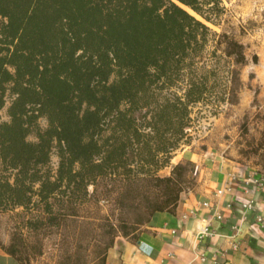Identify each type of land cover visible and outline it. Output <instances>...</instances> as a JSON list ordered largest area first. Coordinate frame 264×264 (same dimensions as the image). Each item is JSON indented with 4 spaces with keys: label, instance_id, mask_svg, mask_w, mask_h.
<instances>
[{
    "label": "trees",
    "instance_id": "trees-1",
    "mask_svg": "<svg viewBox=\"0 0 264 264\" xmlns=\"http://www.w3.org/2000/svg\"><path fill=\"white\" fill-rule=\"evenodd\" d=\"M222 3L0 0V111L7 94L13 96L9 120L0 116V212L43 205L27 221L42 233L72 222L77 202L99 210L101 233L95 234L92 220L84 232L91 255L75 251L59 264H106L117 237L138 242L157 213H176L182 193L197 184L190 160L175 165L170 175L157 172L179 147L172 137L186 135V101L169 100L150 118L139 113L153 88L172 84L209 40V26L187 8L211 21ZM216 42L237 65L230 86L236 95L240 67L248 61L244 44L227 33ZM253 60L258 62L257 54ZM41 117L48 120L44 130ZM32 133L37 141L28 140ZM156 136L161 138L153 144ZM54 143L60 158L56 174L50 168ZM248 147L264 173V131ZM104 206L108 213L100 214ZM35 241L31 245L25 233L13 232L0 245L30 264L42 254L39 234Z\"/></svg>",
    "mask_w": 264,
    "mask_h": 264
},
{
    "label": "rangeland",
    "instance_id": "rangeland-1",
    "mask_svg": "<svg viewBox=\"0 0 264 264\" xmlns=\"http://www.w3.org/2000/svg\"><path fill=\"white\" fill-rule=\"evenodd\" d=\"M222 2L221 10L212 15L211 21L187 8L209 26V40L201 52L190 55L185 71L172 84L153 88L147 98L149 105L139 113L142 115L147 112L146 116L150 118L152 110L169 100L179 98L188 104V125L184 130L186 135L181 140L179 134L178 137H172L178 138L180 144L172 152L171 161L158 168L157 172L161 176L170 175L178 163L186 160L193 162L199 156L211 153L221 154L225 159L239 165L260 168L259 158L248 151V142L254 138L257 141L264 131V0ZM222 33H227L244 44L248 60L247 64L239 66L242 84L236 95L230 93V86L232 70L237 65L232 57L224 54L222 47H218L216 42L218 35ZM255 54L258 55L257 63L253 60ZM12 98L11 94H7L6 106L0 111L3 121L9 120L7 109ZM175 122L177 126V119ZM38 125L42 130L46 129V117L39 118ZM146 131L152 133L150 128ZM166 136L169 137V134ZM160 138H153L151 142L156 144ZM28 140L37 141V135L30 134ZM58 147L54 143L50 162L53 174H56L60 162ZM77 206L78 215L71 219L72 222L68 221L63 228L52 226L42 233L35 232L27 221L43 205L32 206V211L28 212H22L23 208L2 211L0 240L8 244L13 232L25 233L32 245L39 234L42 238V254L30 264H59L66 254L75 251L77 256H84L86 253L91 255L92 249L86 248L84 232L88 226L87 220H92L95 223L92 226L95 234L101 233L99 210L86 201L77 202ZM101 212L107 214V207L104 206L100 214ZM114 217L113 215L112 221L115 220Z\"/></svg>",
    "mask_w": 264,
    "mask_h": 264
},
{
    "label": "crops",
    "instance_id": "crops-1",
    "mask_svg": "<svg viewBox=\"0 0 264 264\" xmlns=\"http://www.w3.org/2000/svg\"><path fill=\"white\" fill-rule=\"evenodd\" d=\"M193 162L197 184L182 193L176 213H157L138 242L117 237L108 250L106 264H264V223H253L257 215L264 218V190L246 195L241 184L234 181L230 191L220 192L230 182V175L255 168L214 153L199 156ZM246 196L254 199L255 207L249 220L242 222L240 204L247 200ZM205 201L212 209L202 204ZM214 209L224 213L225 220L212 221L215 234L199 240L203 219L210 217ZM232 225L239 227L235 250ZM0 264L22 263L0 245Z\"/></svg>",
    "mask_w": 264,
    "mask_h": 264
},
{
    "label": "built area",
    "instance_id": "built-area-1",
    "mask_svg": "<svg viewBox=\"0 0 264 264\" xmlns=\"http://www.w3.org/2000/svg\"><path fill=\"white\" fill-rule=\"evenodd\" d=\"M196 173H197V169L195 170V174ZM229 180L230 182L227 183V187L220 192L230 191L232 189V184L234 181L241 184L242 189L246 193V195H250V194L254 195L264 190V173L259 169L247 170V172H241L236 175L235 174L230 175ZM202 204L205 207H209L212 209V206L208 201L202 202ZM240 207H241V221L247 222L249 220L250 213L254 211L255 201L254 199L245 200L242 202V204H240ZM214 220L224 221L225 220L224 213L217 212L216 209H214L213 214L210 217H205L203 219L204 225L202 226L198 234L199 240H203L215 234L214 230L211 228V223ZM253 223L257 225L263 224L264 219L262 218V216L257 215L254 217ZM232 229L234 231L233 234L231 235L232 236L231 240H232V246L235 250L236 248H238L239 245V241L237 240L239 227L236 225L234 226L232 225Z\"/></svg>",
    "mask_w": 264,
    "mask_h": 264
},
{
    "label": "bare ground",
    "instance_id": "bare-ground-1",
    "mask_svg": "<svg viewBox=\"0 0 264 264\" xmlns=\"http://www.w3.org/2000/svg\"><path fill=\"white\" fill-rule=\"evenodd\" d=\"M191 12V11H190Z\"/></svg>",
    "mask_w": 264,
    "mask_h": 264
}]
</instances>
